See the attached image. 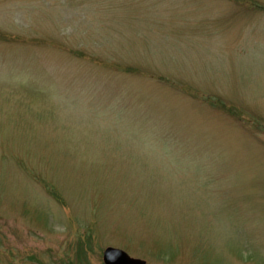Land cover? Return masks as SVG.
I'll use <instances>...</instances> for the list:
<instances>
[{
  "label": "rangeland",
  "instance_id": "374dc122",
  "mask_svg": "<svg viewBox=\"0 0 264 264\" xmlns=\"http://www.w3.org/2000/svg\"><path fill=\"white\" fill-rule=\"evenodd\" d=\"M110 246L264 264V0H0V264Z\"/></svg>",
  "mask_w": 264,
  "mask_h": 264
},
{
  "label": "water",
  "instance_id": "95a60500",
  "mask_svg": "<svg viewBox=\"0 0 264 264\" xmlns=\"http://www.w3.org/2000/svg\"><path fill=\"white\" fill-rule=\"evenodd\" d=\"M104 261L106 264H147L144 260L132 258L126 252L111 247L105 251Z\"/></svg>",
  "mask_w": 264,
  "mask_h": 264
},
{
  "label": "trees",
  "instance_id": "16d2710c",
  "mask_svg": "<svg viewBox=\"0 0 264 264\" xmlns=\"http://www.w3.org/2000/svg\"><path fill=\"white\" fill-rule=\"evenodd\" d=\"M221 100H222V99H221ZM221 100H220V101H221ZM222 101H223V100H222Z\"/></svg>",
  "mask_w": 264,
  "mask_h": 264
}]
</instances>
